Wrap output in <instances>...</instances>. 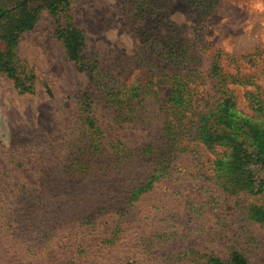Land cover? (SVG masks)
I'll list each match as a JSON object with an SVG mask.
<instances>
[{"label": "rangeland", "instance_id": "rangeland-1", "mask_svg": "<svg viewBox=\"0 0 264 264\" xmlns=\"http://www.w3.org/2000/svg\"><path fill=\"white\" fill-rule=\"evenodd\" d=\"M41 4L42 0L28 1L31 8ZM38 12L33 28L20 35L13 50L19 70L31 77L32 92H19L0 72V148L11 154V170L16 168L13 163L30 166L41 161L51 165L65 160L69 143L78 136L86 90L93 96L95 117L108 137L119 134L129 143H138L145 133L134 129L132 123L115 122L104 84L111 82L119 88L142 85L163 71L172 73L173 68L148 47L152 40H156L152 43L156 46L166 35L193 41V51L200 56L194 65L202 75L217 56L225 72L249 77L248 83L230 85L242 112L251 114L248 106L255 107L257 100H264V0H69L65 14L52 13L45 7ZM57 17L60 24H71L79 30L82 54L87 64L96 66L97 82L67 57L54 33ZM144 32L149 41H145ZM209 85L207 81L202 88ZM167 93L168 88H158L161 101ZM208 156L205 150L196 155L181 154L174 161L170 177L161 178L141 196L137 203L150 216L167 217L149 226L150 219L144 228L174 229L179 238L184 235L197 248L207 246L223 257L236 246L244 250L249 264H264V228L241 214L246 204L264 203V183L258 193L221 192L213 184ZM5 165L0 157V167ZM25 165L12 172L13 181L0 178V264H65L66 238H60L64 233L34 252L27 249L15 229L23 207L22 191L37 189L46 194ZM256 177H264V168ZM190 199L197 210L189 225ZM135 234L131 229L129 237L123 239L122 233V239L113 246L115 264L125 253L130 258L122 264L175 263L171 245L176 242L161 251L172 250L171 259H150L136 245Z\"/></svg>", "mask_w": 264, "mask_h": 264}, {"label": "trees", "instance_id": "trees-1", "mask_svg": "<svg viewBox=\"0 0 264 264\" xmlns=\"http://www.w3.org/2000/svg\"><path fill=\"white\" fill-rule=\"evenodd\" d=\"M28 1L0 0V72L12 80L19 92H32L31 77L19 70L13 52L20 35L33 28L41 8L65 14L69 2L42 0L43 4L31 8ZM55 21L54 33L69 60L97 82L96 66L87 64L82 54L79 30L71 24H60L58 17ZM143 36L149 41L147 33ZM152 43L148 47L173 68L172 73L163 71L142 85L119 88L111 82L103 83L115 122L132 123L145 136L138 143H129L119 134L108 137L95 117L93 96L86 90L78 136L69 143L65 160H56L51 165L41 161L30 166L13 163L16 168L25 165L46 189V194L37 189L22 191L23 207L15 229L27 249L34 252L64 233L65 237L60 238H66L65 264H115L113 246L122 239V233L123 239L128 238L131 229L136 231V245L150 259H171L172 250L161 251L168 243L176 242L170 244L175 252L174 264H249L242 248L231 246L223 257L207 246L197 248L184 235L179 238L174 229L144 228L167 217L150 216L137 202L155 182L170 177L175 170L174 161L183 153L208 152L206 160L212 164L213 184L221 192L258 193L264 183V177L259 180L256 177L264 168V100H257L255 107L248 106L251 114L242 112L230 87L248 83L249 77L225 72L217 56L202 75L194 65L200 56L193 51L196 46L193 41L166 35L156 46ZM207 81L211 85L202 88ZM159 87L168 88L163 101L158 95ZM249 104L253 105L251 99ZM10 155L0 148V157L6 163L0 167V178L13 181L12 172L16 168L9 169L13 160ZM192 201L188 200L189 225L197 210ZM241 209L244 219L264 228V203H249ZM129 258L125 253L117 262L126 263Z\"/></svg>", "mask_w": 264, "mask_h": 264}]
</instances>
